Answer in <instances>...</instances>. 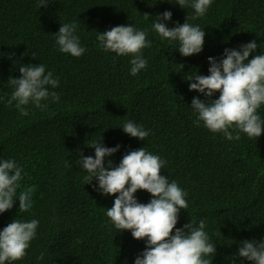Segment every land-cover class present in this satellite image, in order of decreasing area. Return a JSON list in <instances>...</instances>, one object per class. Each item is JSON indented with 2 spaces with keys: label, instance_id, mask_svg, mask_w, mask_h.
Returning <instances> with one entry per match:
<instances>
[{
  "label": "trees",
  "instance_id": "obj_1",
  "mask_svg": "<svg viewBox=\"0 0 264 264\" xmlns=\"http://www.w3.org/2000/svg\"><path fill=\"white\" fill-rule=\"evenodd\" d=\"M39 3L0 0V161L13 159L23 169L17 193L34 189L29 212L20 211L15 200L0 213V231L13 219L39 222L23 259L5 264H134L144 251L146 238L118 231L107 217L115 195H102L77 161L81 153L94 158L88 146L99 138L105 147L120 145L105 166L109 160L118 166L141 147L166 162L161 175L177 182L189 205L180 210L176 228L205 220L216 247L211 264H233L234 256L235 264H251L238 257V247L264 239V125L258 138L240 133L239 140L196 126L191 101L207 98L189 91L187 79L208 76V58L219 62L225 48L238 50L255 40L254 54H264V0H213L195 19L194 9H181L177 0H47L41 8ZM165 11L172 13L169 28L187 22L204 30L199 54L184 57L179 41L155 32L156 16ZM69 22L78 24L85 48L80 57L60 52L56 43L60 24ZM120 25L145 31L151 43L142 50L147 66L135 76L134 57L105 51L97 40ZM27 64H43L53 73L59 84L50 90L60 99L42 101L43 110L29 104L25 116L15 101H7L14 91L9 78H19V67ZM218 97L216 92L210 99ZM257 114L264 120V108ZM129 120L150 130L144 141L124 133ZM134 196L142 204L152 198L144 190Z\"/></svg>",
  "mask_w": 264,
  "mask_h": 264
},
{
  "label": "clouds",
  "instance_id": "obj_2",
  "mask_svg": "<svg viewBox=\"0 0 264 264\" xmlns=\"http://www.w3.org/2000/svg\"><path fill=\"white\" fill-rule=\"evenodd\" d=\"M212 2L177 0V5L181 9L192 7L195 19L205 15ZM48 5L47 0H40L38 7ZM144 15L149 17L148 14ZM171 17L170 11L157 15L153 23L155 32L169 41H179L178 51L184 57L199 54L204 44V30L187 22L169 28L166 22ZM77 29L76 22L60 24L55 34L60 52L73 57H80L85 52L76 35ZM146 37L147 33L143 30H137L132 25H120L99 33L97 40L105 51L134 57L130 63L131 75L135 76L148 63L142 52L151 47ZM257 47L253 40L240 45L238 50L225 48L219 62L214 57L208 58V76L195 74L188 77L189 91H196L207 98L201 100L193 97L191 101L190 108L197 114L194 121L196 126L203 123L209 131L223 133L227 140H239L240 133L255 139L261 135L264 120L257 110L260 108L262 113L264 108V54H254ZM250 54H254L251 59ZM180 67L183 68V65ZM19 72V78L10 77L8 80L14 91L7 102L11 105L15 101L21 115H28L25 106L29 104L43 110L47 105L42 101L49 98L53 102L59 101V94L50 90L58 86L59 80L53 78L51 71L46 72L45 65L27 64L20 66ZM216 92H219V97L210 99ZM122 129L130 137L141 141L150 134V130L130 120ZM88 147L95 149L94 158L81 153L77 161L86 170L90 182L95 178L97 190L102 195H115L113 206L106 211L107 217L118 231L130 230L136 240L146 238L145 249L135 258L134 264H211L208 257L212 260L216 247L209 242L205 220H200L198 225L189 221L183 227L176 228L180 210L189 206L185 199L187 193L176 181L169 183L167 176L161 175L166 162L160 156L141 147L129 151L119 165L113 167L111 160L105 166V158L118 151L120 145L105 147L99 138ZM22 172L15 160L0 161V213L12 209L15 200L19 201L18 209L22 212L27 213L32 208L34 189L27 188L17 193ZM137 190L151 194L152 198L147 204L137 201L134 196ZM38 223L37 220L24 222L13 219L0 231V264L23 259L36 236ZM240 245L238 257L251 264H264V239L259 242L244 240ZM43 255L41 253L39 259H43ZM235 259L234 256L233 264Z\"/></svg>",
  "mask_w": 264,
  "mask_h": 264
}]
</instances>
